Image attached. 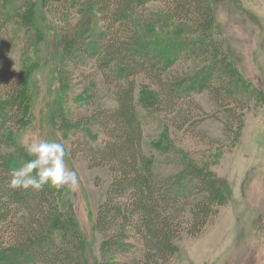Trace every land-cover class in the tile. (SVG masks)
<instances>
[{
  "label": "trees",
  "instance_id": "16d2710c",
  "mask_svg": "<svg viewBox=\"0 0 264 264\" xmlns=\"http://www.w3.org/2000/svg\"><path fill=\"white\" fill-rule=\"evenodd\" d=\"M44 6L61 9L66 2L77 4L82 18L94 13L100 27L64 23L58 31L61 61L75 68L90 67L100 77V86L111 95L113 107L96 105L90 119L102 135L98 148L87 149L91 168L106 167L111 181L105 200L96 214L95 229L116 235L102 245L109 257L126 251V233L141 244L139 258L128 264H169L182 235L202 234L213 208L229 200L220 182L182 159L176 172L162 174L144 150V136L137 116V78L145 81L140 104L149 112L174 115L195 93L206 92L226 117L224 130L233 132L241 123L238 109L224 104L243 92L242 83L223 58L206 66L202 57L205 37L214 26L209 0H41ZM163 5L148 11L149 4ZM5 0H0V30L4 26ZM174 25L175 31L171 30ZM183 25L198 41L183 37ZM0 31V50L3 45ZM196 41V42H195ZM203 58L198 73L176 68L182 56ZM196 55V56H197ZM223 55V54H222ZM217 57V58H216ZM3 57L0 56V59ZM190 58V57H189ZM201 59V58H200ZM4 60V59H3ZM1 62V61H0ZM92 65V66H91ZM3 99H0V264H87L76 226L62 214L53 188L40 191L12 189L10 173L30 159L13 143V129L1 134L3 122L25 119L27 76L24 71L0 70ZM90 103L95 93L89 94ZM173 119L171 126L184 128ZM14 128V127H13ZM85 147H87L85 145Z\"/></svg>",
  "mask_w": 264,
  "mask_h": 264
},
{
  "label": "rangeland",
  "instance_id": "374dc122",
  "mask_svg": "<svg viewBox=\"0 0 264 264\" xmlns=\"http://www.w3.org/2000/svg\"><path fill=\"white\" fill-rule=\"evenodd\" d=\"M209 2L214 26L203 40L206 53L202 57L206 54V66L211 67L214 53L218 59L223 56L242 83V97L238 99L237 94L236 100L224 103L236 109L244 103L241 123L233 132L224 130L226 117L206 92L193 94L172 116L149 112L138 98L144 97L145 81L137 78L136 110L144 150L162 174L176 172L182 159L195 161L220 182L229 197L213 208L201 235H182L176 241V254L169 264H264V0ZM162 7L155 3L146 9L156 12ZM81 11L71 2L58 9L44 6L41 0H5L0 70L25 72L27 110L20 126L16 119L3 122L1 134L4 140L5 132L13 129V143L24 151L26 142L36 139L64 144L66 166L77 172L79 187L53 190L60 211L76 226L87 264H128L129 259L139 258L142 248L131 232L126 233L128 247L121 255L110 258L102 252L103 243L116 235L120 223L109 231L95 229L111 176L106 167L91 168L85 152L100 147L103 139L98 124L90 119L93 110L96 105L113 107L114 102L92 68H75L61 61L57 44L58 31L67 21L93 31L100 27L94 13L82 18ZM182 27L183 37L200 44L189 27ZM194 55L182 56L176 68L201 71L203 58ZM2 88L0 82L1 100ZM93 92L95 99L90 103ZM184 118L182 130L171 126L173 119L181 123ZM0 150L7 148L0 146Z\"/></svg>",
  "mask_w": 264,
  "mask_h": 264
},
{
  "label": "clouds",
  "instance_id": "9594fccd",
  "mask_svg": "<svg viewBox=\"0 0 264 264\" xmlns=\"http://www.w3.org/2000/svg\"><path fill=\"white\" fill-rule=\"evenodd\" d=\"M25 151L30 159L11 171L9 186L12 189L40 191L45 186L57 190L78 189L79 177L66 166L63 143L36 139L26 142Z\"/></svg>",
  "mask_w": 264,
  "mask_h": 264
}]
</instances>
